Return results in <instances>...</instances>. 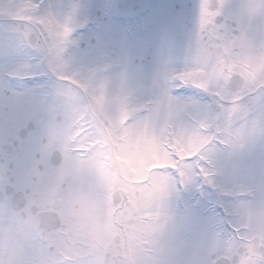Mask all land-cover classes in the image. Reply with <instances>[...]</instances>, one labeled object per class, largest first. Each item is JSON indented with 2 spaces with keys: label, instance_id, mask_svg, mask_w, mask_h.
Returning a JSON list of instances; mask_svg holds the SVG:
<instances>
[{
  "label": "snow or ice",
  "instance_id": "obj_1",
  "mask_svg": "<svg viewBox=\"0 0 264 264\" xmlns=\"http://www.w3.org/2000/svg\"><path fill=\"white\" fill-rule=\"evenodd\" d=\"M226 7L233 10L226 12ZM6 14L39 30L43 39L37 67L61 87L49 94L48 147L39 143L30 161L21 165L12 154L18 141L34 134L25 126L0 156V235L17 241L10 256L0 251V264H110L114 253L126 256L128 264H152L169 223L164 210L169 191L184 186L193 173L216 184L221 173L209 154L213 147L229 150L227 166L239 160L257 133L264 141V27H255L257 20L264 22V0L234 6H226L224 0H201L189 65L154 81L147 99L133 98L125 73L112 61H100L86 72L68 69L71 12L62 18L41 3L26 2L10 6ZM32 67L25 65L26 70ZM182 86L211 93L218 101L216 114L185 122L184 113L190 109L173 95ZM128 133L148 137L159 154L166 155L168 166L153 168L136 189L125 191L110 180L97 159L105 201L95 220L78 219L75 206L62 197L66 160L72 151H84L72 145L86 140L117 147ZM41 170L54 195L61 197L63 211L50 228L29 229L17 215L27 203L20 197L27 192L29 173ZM213 255L219 257L215 264H264V205L241 218Z\"/></svg>",
  "mask_w": 264,
  "mask_h": 264
},
{
  "label": "rangeland",
  "instance_id": "obj_2",
  "mask_svg": "<svg viewBox=\"0 0 264 264\" xmlns=\"http://www.w3.org/2000/svg\"><path fill=\"white\" fill-rule=\"evenodd\" d=\"M26 2H36V0H0V62L4 65L7 64L8 58L15 57L16 60L23 63L24 68L25 65L33 66L31 70L25 69L26 77H22L20 91L21 94H25L26 109L28 115H30V111L33 112L48 107L49 94L54 89L61 87V85L50 73L37 67L39 61H35V56L40 54L38 50H29L28 48L24 52L13 50L14 41L21 40L18 35V23L20 21H13L12 17L6 14V10L10 6ZM69 5L70 0H45L43 6L47 10H54L63 18L70 12ZM85 16L84 11H81V13L75 12L73 15V42L66 50L68 69L70 71L86 72L103 60L112 61L120 69L121 65H118L114 60L115 57L120 56L122 57V71L125 73L130 85L138 89V94L141 98L147 99L150 97V76L145 77V80L141 77L137 78V67L140 68L143 64H135L133 62V58L139 59L142 56L141 53L133 51V48L136 49L138 47L145 50L150 46V12L142 16L138 21L137 19L130 22L122 21V23L117 25L110 23L111 27L109 28H106L105 22L99 28L101 29L99 31L102 32L94 30L86 32L82 30L78 31L76 27L85 22ZM159 18V16H156L154 19L156 34L154 44L155 54L161 51L160 56H170L172 61L177 62L186 57L190 58L194 42H189L191 46L187 43L188 48H185V44H181L173 36L170 35L171 39L168 38L166 32L172 30L171 25H174L175 22L169 23L168 21L163 24V21L158 20ZM9 19H12L13 22H10ZM179 30L176 29L170 33ZM90 35H94L95 37V41L91 44L88 41ZM80 41H84L86 44L84 48L79 47ZM105 55L113 58H104ZM175 57L177 58L174 59ZM188 65L189 63L184 67ZM193 92H196L195 88ZM15 94H18L17 90H15ZM194 96L199 99L204 98L201 91L197 92ZM175 97L182 102V106L187 105L190 109L184 113L183 119L185 122H190L196 116L207 118L216 114L217 100L215 101L211 98V101L204 103L194 98H189V101H187V97L184 99L179 96ZM0 102L4 103V100L0 99ZM27 141L29 147L27 150L32 153L33 147L30 146V138ZM117 148L121 153L118 156V160L129 171L138 174L137 179L134 181L136 183L145 180L147 178L146 172L152 168L168 166L166 155L159 154L157 146L146 136L128 133L122 137V143ZM237 151L239 152L240 150L237 149ZM209 154L212 162L216 164L217 170L221 173L217 176V183L212 184V187H215L217 190L218 209L216 212L213 210L216 218H214V213H212L209 207L211 201L209 192H202L201 197H196L195 190L198 189V179L193 173L192 177L187 179L183 189L186 195L191 198V203H183L180 206L179 203L177 204L175 186L165 198L164 210L168 216L169 223L164 239L160 243L155 256L151 258L152 264H164L162 261H159L162 258L163 252L165 253L171 248L182 247L180 243L181 234L186 224L188 225L190 222L193 225L195 224V217L197 220L200 219L202 224V251L204 264H206L207 260L205 256L208 251L212 248L223 247L232 234V227H235L239 223V220L249 212H258L260 207L264 205V141L260 140L259 133H257L255 139L246 143L239 160H233L227 166H225V162L230 159L229 150L225 149L221 151L213 147V149H210ZM146 156L155 161L147 169L143 166ZM112 182L115 185L118 183L115 178H113ZM118 187L127 191V188L123 185ZM195 200L201 203L203 208L202 216L198 212L196 214L188 210L194 208L192 205ZM180 201L182 202V199ZM214 221H216V229L212 230L211 223L214 224Z\"/></svg>",
  "mask_w": 264,
  "mask_h": 264
},
{
  "label": "flooded vegetation",
  "instance_id": "obj_3",
  "mask_svg": "<svg viewBox=\"0 0 264 264\" xmlns=\"http://www.w3.org/2000/svg\"><path fill=\"white\" fill-rule=\"evenodd\" d=\"M200 2L201 0H70L69 11L73 15L75 12L81 13V11H84L86 15L85 22L82 24L84 32L92 30L99 31L101 30L99 29L100 26L104 25L105 22L106 28H109L111 27L110 23L117 25L122 22L124 18L146 15L150 12L151 92L153 82L162 79L165 73L171 72L170 56L155 54L154 44L156 37L154 19L156 16H159L160 18L158 20L163 21V24L168 21L169 23L175 22L174 25L170 24L172 27L170 32L176 29L180 30L174 33L168 32L167 34L173 36L175 40H179V42L187 46V43L189 44V42L195 41L199 23ZM244 2H251V0H224L226 6H234ZM232 10V8L228 7L225 9L226 12ZM255 27L257 29L264 27V22L257 20L255 22ZM18 28L19 38L23 36L27 44L30 42L29 39L34 41L31 47L37 49L41 54L38 43L43 38L39 36V30L29 28L24 22H19ZM88 39L90 43L95 41L94 37L91 35ZM79 45L84 47L83 42H80ZM23 47L24 45L21 40L14 41V51H21ZM133 51H138L143 54L141 62H144L145 59H149V56L144 54L142 48H133ZM6 63H8V65H2V62H0V99L4 100V103L0 102V156L3 155L5 146L10 143L17 131L27 126L33 130L34 134L22 141H18L16 151L12 154L21 165H26L31 157V153L27 150V148H29L27 140L30 138V146H32L34 150L39 144V134L45 130L46 127L52 130L50 128L52 109L48 106L42 110L30 111V115H28L25 94H21L20 87L13 85L4 73L8 70L10 72L9 74H14L16 77L20 78L25 74V69L22 68L21 62L16 60L15 57L8 58ZM116 63L121 65L120 70H122V57H116ZM134 63H137L136 59H134ZM15 90L18 91L17 95L15 94ZM182 197L185 204L191 203V198H189V196L183 194ZM188 210L196 214L198 212L197 208ZM195 221L194 225L191 222L188 225L186 224L180 239L182 247L171 248L165 253L163 252L162 258L159 259V261H162L164 264H204L201 235L202 224L200 219L197 220L196 217ZM216 249L217 248H212L208 251L205 256L207 260L206 264H212L214 260L219 258L213 255Z\"/></svg>",
  "mask_w": 264,
  "mask_h": 264
},
{
  "label": "clouds",
  "instance_id": "obj_4",
  "mask_svg": "<svg viewBox=\"0 0 264 264\" xmlns=\"http://www.w3.org/2000/svg\"><path fill=\"white\" fill-rule=\"evenodd\" d=\"M133 98H139L138 89L130 85ZM52 130L45 128L39 134V143L47 148ZM73 149H84L83 152L74 150L66 160L67 170L64 174L62 189L63 200L71 201L75 206V215L82 221H92L97 217L100 206L105 201L104 185L100 178L95 161H102L103 169L111 181L115 178L117 186L123 185L130 191L136 189L143 181L136 183L138 174L127 171V167L118 160L121 155L119 149L111 143L98 141L96 144L81 140L72 145ZM57 158L60 153H54ZM155 163L149 156L144 159V168ZM161 168V167H156ZM153 168L146 172L147 177L152 175ZM30 182L27 185V192L21 193V200L26 201L25 208L17 215L21 216L26 227L34 229L37 226L50 228L58 222L63 211L62 199L54 195V188L48 179L46 172L29 173ZM39 207L40 211H36ZM17 248V241L11 239L5 233L0 235V251L6 257L14 253ZM114 257V258H113ZM109 258L110 264H128L127 257L123 254L117 256L115 253Z\"/></svg>",
  "mask_w": 264,
  "mask_h": 264
}]
</instances>
